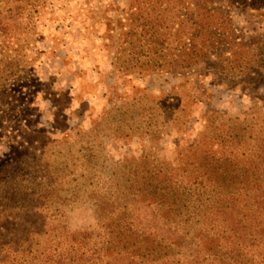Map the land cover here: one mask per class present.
Instances as JSON below:
<instances>
[{
	"label": "rangeland",
	"instance_id": "1",
	"mask_svg": "<svg viewBox=\"0 0 264 264\" xmlns=\"http://www.w3.org/2000/svg\"><path fill=\"white\" fill-rule=\"evenodd\" d=\"M127 3L47 0L41 41L27 52L39 82L0 99V264L55 249L66 232L107 241L111 224L143 254L131 259L130 246L100 264H264V159L248 161L264 138V71L210 69L202 82L116 74L106 35ZM232 18L244 40L264 37V10ZM208 151L241 162L245 186L206 178ZM27 209L43 214L13 218Z\"/></svg>",
	"mask_w": 264,
	"mask_h": 264
},
{
	"label": "trees",
	"instance_id": "2",
	"mask_svg": "<svg viewBox=\"0 0 264 264\" xmlns=\"http://www.w3.org/2000/svg\"><path fill=\"white\" fill-rule=\"evenodd\" d=\"M47 5V0H0L1 102L10 96L11 86L20 89L21 84L39 82L32 68L35 60L27 52L36 50V44L41 41L39 22L45 19V14H50L45 13ZM263 10L264 0H128L124 13L109 19L112 28L106 39L112 49L110 65L121 76L148 77L164 72L192 75L193 81L202 82L212 69L217 76L250 77L254 71H264V37L254 34L244 40L237 32L232 14L241 12L253 18ZM92 14H87V21L93 19ZM36 86L41 87L34 92L28 88L25 99L28 93L30 97L42 92L44 85ZM232 129H240L238 120L233 122ZM258 142V152L248 159L254 166L258 159H264V138ZM240 164L213 151L203 154L199 161L203 174L216 184L224 180L240 182L234 175L241 171ZM243 182L240 184L245 186ZM170 196L179 197L171 192L167 197ZM42 214L36 209L17 210L13 218H38ZM107 228L110 232L107 241L94 243L88 232H66L65 239L55 249L38 250L39 254L27 255L14 264H100L103 256H112L115 251L127 252L130 246L131 259L143 254L138 239L130 241L135 235H130L124 225L111 224ZM214 243L213 236L206 240L208 253L213 252ZM2 246L0 243V253ZM246 262L249 261L236 260L237 264Z\"/></svg>",
	"mask_w": 264,
	"mask_h": 264
}]
</instances>
